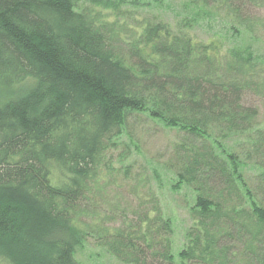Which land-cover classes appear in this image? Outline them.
<instances>
[{
  "label": "trees",
  "instance_id": "16d2710c",
  "mask_svg": "<svg viewBox=\"0 0 264 264\" xmlns=\"http://www.w3.org/2000/svg\"><path fill=\"white\" fill-rule=\"evenodd\" d=\"M216 27L264 40V0H0V264H81L89 239L127 264H264V128L243 102L264 62ZM134 115L180 135L177 259L152 190L118 224L91 196Z\"/></svg>",
  "mask_w": 264,
  "mask_h": 264
},
{
  "label": "rangeland",
  "instance_id": "374dc122",
  "mask_svg": "<svg viewBox=\"0 0 264 264\" xmlns=\"http://www.w3.org/2000/svg\"><path fill=\"white\" fill-rule=\"evenodd\" d=\"M174 6L176 2L169 4L168 1V4L162 7L167 14H172L169 10H172ZM216 30H218L217 37L227 44L234 43L242 48L250 49L261 56L264 62V40H256L242 33L241 38L235 43L236 39L230 35V32L225 34L223 30L219 31L218 27ZM243 102L257 108L258 122L264 128V91L261 93L246 92ZM179 137L176 129L165 127L158 121L148 119L143 115H134L128 120L126 135L124 134L121 139L117 140L113 138L116 143L107 149V159L113 164L114 169L111 172L104 170L102 174L105 180L99 186L101 190L94 189L91 192V196L96 199L95 202L100 205V211L111 217L107 223L118 224L120 220L117 214L122 205L126 207V204H135L138 198L134 195L142 200L143 196L152 190L158 197L165 216L170 218L173 230L172 253L176 259L177 253L185 242L184 234L191 222L189 208L194 199V194L189 188L183 186L175 189L173 187L174 174L165 167L172 162V146ZM126 147L129 150V157L125 161L129 163V176L123 178V168L118 163L117 154L123 153ZM126 200L129 201L126 202ZM118 201L120 203L117 211L114 204ZM115 218L116 220H113ZM75 256L81 264H127L96 245L92 239L78 247ZM237 257L240 259V254Z\"/></svg>",
  "mask_w": 264,
  "mask_h": 264
}]
</instances>
